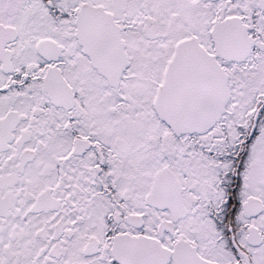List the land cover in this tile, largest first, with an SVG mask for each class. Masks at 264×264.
<instances>
[{
  "label": "snow or ice",
  "instance_id": "6c2138e0",
  "mask_svg": "<svg viewBox=\"0 0 264 264\" xmlns=\"http://www.w3.org/2000/svg\"><path fill=\"white\" fill-rule=\"evenodd\" d=\"M0 264H264V0H0Z\"/></svg>",
  "mask_w": 264,
  "mask_h": 264
}]
</instances>
